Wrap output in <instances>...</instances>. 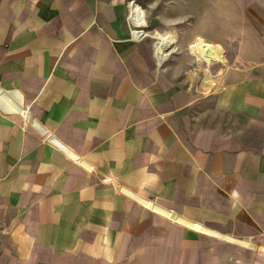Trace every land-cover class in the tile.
Segmentation results:
<instances>
[{"label": "crops", "instance_id": "0c3cea01", "mask_svg": "<svg viewBox=\"0 0 264 264\" xmlns=\"http://www.w3.org/2000/svg\"><path fill=\"white\" fill-rule=\"evenodd\" d=\"M131 2L0 0V264H264V57L196 98Z\"/></svg>", "mask_w": 264, "mask_h": 264}, {"label": "rangeland", "instance_id": "374dc122", "mask_svg": "<svg viewBox=\"0 0 264 264\" xmlns=\"http://www.w3.org/2000/svg\"><path fill=\"white\" fill-rule=\"evenodd\" d=\"M132 16L136 22L145 21L149 17L148 30L142 32L155 37L154 52L160 62H166L170 70L175 71L177 78L184 82L193 96L202 98L211 94H216L225 86L227 77L239 70L244 71L246 65L252 63L257 58L264 57V52L244 51L238 41H243L245 23V11L251 7L253 11L264 13V2L258 0H131ZM176 11L183 12L187 16L194 13L191 19L184 23V29H178L174 21L163 18L166 15L174 17ZM212 17V19H210ZM210 19V22H203ZM214 19L215 28H209ZM201 20V21H200ZM199 21V24H198ZM174 22L173 24H171ZM199 26V27H197ZM182 27V26H181ZM199 28V35L191 36L192 29ZM222 31H226L224 35ZM183 33V34H182ZM239 34L240 38H233L230 34ZM262 33V34H261ZM243 34V35H242ZM259 34V35H258ZM253 42L261 40L263 32H254L250 35ZM247 38V35H246ZM210 39V40H208ZM215 41V42H214ZM229 41V42H228ZM232 41V42H231ZM245 42V41H244ZM224 46L226 49V61L229 67H223L222 59L209 68L205 63L213 61L214 54L220 58L223 51L217 50ZM262 45V44H261ZM211 47L214 50L208 48ZM216 48V49H215ZM223 48V47H222ZM242 55L240 54L241 52ZM211 55V56H210ZM212 58V59H211ZM209 74L211 80L220 79V84L216 90H203L207 85L206 78ZM202 80V81H201ZM205 81V83H204Z\"/></svg>", "mask_w": 264, "mask_h": 264}]
</instances>
